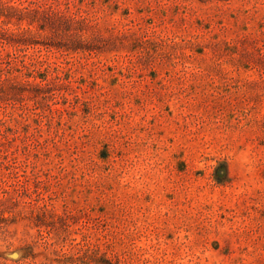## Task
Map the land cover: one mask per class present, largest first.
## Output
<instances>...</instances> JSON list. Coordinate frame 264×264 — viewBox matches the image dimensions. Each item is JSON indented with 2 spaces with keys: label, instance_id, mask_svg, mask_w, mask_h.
I'll return each instance as SVG.
<instances>
[{
  "label": "rangeland",
  "instance_id": "obj_1",
  "mask_svg": "<svg viewBox=\"0 0 264 264\" xmlns=\"http://www.w3.org/2000/svg\"><path fill=\"white\" fill-rule=\"evenodd\" d=\"M0 264H264V0H0Z\"/></svg>",
  "mask_w": 264,
  "mask_h": 264
}]
</instances>
